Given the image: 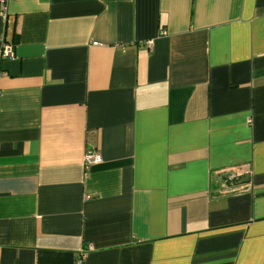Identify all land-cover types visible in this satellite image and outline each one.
I'll use <instances>...</instances> for the list:
<instances>
[{"label": "crops", "instance_id": "obj_1", "mask_svg": "<svg viewBox=\"0 0 264 264\" xmlns=\"http://www.w3.org/2000/svg\"><path fill=\"white\" fill-rule=\"evenodd\" d=\"M78 261L264 264V0H0V264Z\"/></svg>", "mask_w": 264, "mask_h": 264}, {"label": "built area", "instance_id": "obj_2", "mask_svg": "<svg viewBox=\"0 0 264 264\" xmlns=\"http://www.w3.org/2000/svg\"><path fill=\"white\" fill-rule=\"evenodd\" d=\"M151 42H148V46L151 47ZM1 56L3 60H10L15 58L14 46L7 40L6 36L2 38V50ZM86 165L91 166L100 161V156L92 152L86 154L85 157ZM221 193L232 194L242 190V173H230V174H221ZM78 264H81V261H78Z\"/></svg>", "mask_w": 264, "mask_h": 264}]
</instances>
